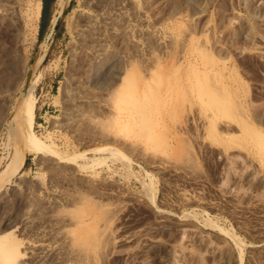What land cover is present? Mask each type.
<instances>
[{
  "label": "rangeland",
  "instance_id": "rangeland-1",
  "mask_svg": "<svg viewBox=\"0 0 264 264\" xmlns=\"http://www.w3.org/2000/svg\"><path fill=\"white\" fill-rule=\"evenodd\" d=\"M57 1L40 36L43 0H0L20 12V68L54 29L34 130L58 153L27 152L0 196V220L31 213L21 248L59 250L36 264H264V0ZM97 50L116 58L98 85ZM3 74L0 105L20 94Z\"/></svg>",
  "mask_w": 264,
  "mask_h": 264
},
{
  "label": "bare ground",
  "instance_id": "bare-ground-1",
  "mask_svg": "<svg viewBox=\"0 0 264 264\" xmlns=\"http://www.w3.org/2000/svg\"><path fill=\"white\" fill-rule=\"evenodd\" d=\"M68 2L69 0L57 1L59 10L61 12H65ZM18 8L20 7L18 6ZM41 9L42 2H39L36 5L35 16H32L31 20H34L35 18L37 19L40 16ZM16 11L12 7H0V20L7 21L6 28L8 29V35H6L5 37L2 36V38L4 37V39L0 42V66H2L3 68V75L5 78L4 82L1 81L2 83H5L1 87L3 88V91H20L19 97L16 101H4L2 105H0V113L1 110L3 111L0 121L7 122V127H5L6 129L4 139L2 140V146L6 153L1 159L2 162L0 166V196L6 190H9V185H11V190H16V188L23 181V166L26 160L27 152H39L45 150L53 153H58L50 143L42 139L34 130L36 106L38 101L36 90L40 80V75L33 74L35 72L36 67L40 64L45 55L48 40H50V38L53 36L54 29L51 27L46 33L44 40L40 44V50L38 55L36 56L33 66H31V68L29 69H25L22 67L20 68V66L23 65L24 67L28 62V55L30 50H24L20 48L24 43V37L22 35L21 30V19L18 15L20 12L17 13ZM95 54L97 59L96 63L92 68L93 70L89 80L91 83L98 85V83H100V81L111 71V69L113 68L112 64L115 62L116 58L110 57V54L100 50H97ZM23 74H26V76L23 77ZM115 82L117 83V81ZM120 84L121 82H118L117 87L120 86ZM5 86H7L6 89H4ZM1 205L3 206V204H0V207ZM21 206H13L12 208L5 210L4 213H2L1 215L0 264H36L37 260L35 258H37V256L41 258L40 260H42V262H47L49 257L52 258L54 254L59 251H55L56 248H54L53 245H44L42 243H37V245L41 246L42 248H40V250H36L35 246L30 249L21 248L20 241L18 240L16 234V230L18 229V225H16V223L17 221H19L18 219H20L23 223L26 224L30 223L31 221V213H29L27 209H24ZM91 229L87 231L83 230L84 232L82 233V235H80L81 232L79 233V235L84 236L85 232L88 233L90 231V233L94 234V230L92 229V232ZM88 235L89 233L86 236ZM89 236L91 237V235ZM89 236L88 238H90ZM94 237L96 238V235L93 236V238ZM88 238L79 237L80 240L77 239V241H79V243L80 241H86L87 244L92 242V240H95L90 238L92 240L87 241L89 240ZM83 242H81L82 245ZM213 249L214 247H212V252ZM180 253H182V250ZM57 254L58 253H56L55 255ZM182 254H180L181 257ZM54 257L56 259V256ZM54 257L52 258L53 262ZM177 257H179V255H177ZM176 259L178 260V263L176 264L184 263V260H182L181 258ZM52 261L51 263H53ZM238 262L240 264H243L242 258H240ZM37 263L39 264L40 262Z\"/></svg>",
  "mask_w": 264,
  "mask_h": 264
},
{
  "label": "trees",
  "instance_id": "trees-1",
  "mask_svg": "<svg viewBox=\"0 0 264 264\" xmlns=\"http://www.w3.org/2000/svg\"><path fill=\"white\" fill-rule=\"evenodd\" d=\"M54 0H43V7H42V21L40 25V36L43 35L45 26L51 17V10L50 6L53 4Z\"/></svg>",
  "mask_w": 264,
  "mask_h": 264
},
{
  "label": "crops",
  "instance_id": "crops-1",
  "mask_svg": "<svg viewBox=\"0 0 264 264\" xmlns=\"http://www.w3.org/2000/svg\"><path fill=\"white\" fill-rule=\"evenodd\" d=\"M57 0H54V2H56ZM50 9H51V6H50Z\"/></svg>",
  "mask_w": 264,
  "mask_h": 264
}]
</instances>
